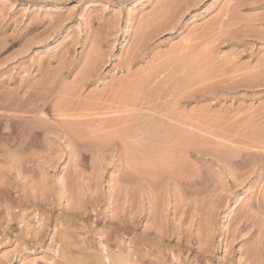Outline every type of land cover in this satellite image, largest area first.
<instances>
[{
    "label": "rangeland",
    "instance_id": "rangeland-1",
    "mask_svg": "<svg viewBox=\"0 0 264 264\" xmlns=\"http://www.w3.org/2000/svg\"><path fill=\"white\" fill-rule=\"evenodd\" d=\"M0 264H264V0H0Z\"/></svg>",
    "mask_w": 264,
    "mask_h": 264
}]
</instances>
